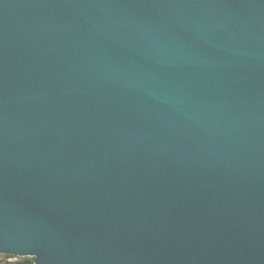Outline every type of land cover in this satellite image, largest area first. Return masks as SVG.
Segmentation results:
<instances>
[{
  "label": "water",
  "instance_id": "95a60500",
  "mask_svg": "<svg viewBox=\"0 0 264 264\" xmlns=\"http://www.w3.org/2000/svg\"><path fill=\"white\" fill-rule=\"evenodd\" d=\"M0 252L264 264V0H0Z\"/></svg>",
  "mask_w": 264,
  "mask_h": 264
},
{
  "label": "trees",
  "instance_id": "16d2710c",
  "mask_svg": "<svg viewBox=\"0 0 264 264\" xmlns=\"http://www.w3.org/2000/svg\"><path fill=\"white\" fill-rule=\"evenodd\" d=\"M5 260H0V264H35V257L34 256H16L14 254H6L4 253ZM16 258L17 261L14 262H8L7 259L8 258Z\"/></svg>",
  "mask_w": 264,
  "mask_h": 264
},
{
  "label": "rangeland",
  "instance_id": "374dc122",
  "mask_svg": "<svg viewBox=\"0 0 264 264\" xmlns=\"http://www.w3.org/2000/svg\"><path fill=\"white\" fill-rule=\"evenodd\" d=\"M3 256H4V253L0 252V260H5V258ZM7 261L8 262H14V261H17V259L12 257V258H8Z\"/></svg>",
  "mask_w": 264,
  "mask_h": 264
},
{
  "label": "bare ground",
  "instance_id": "6f19581e",
  "mask_svg": "<svg viewBox=\"0 0 264 264\" xmlns=\"http://www.w3.org/2000/svg\"><path fill=\"white\" fill-rule=\"evenodd\" d=\"M2 253H4V252H2ZM6 254H11V253H6ZM17 256V255H16Z\"/></svg>",
  "mask_w": 264,
  "mask_h": 264
}]
</instances>
